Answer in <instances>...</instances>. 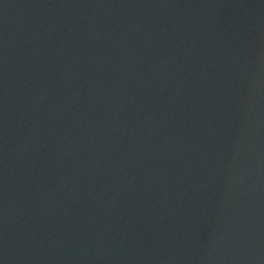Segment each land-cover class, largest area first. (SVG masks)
I'll list each match as a JSON object with an SVG mask.
<instances>
[{
    "label": "water",
    "instance_id": "95a60500",
    "mask_svg": "<svg viewBox=\"0 0 264 264\" xmlns=\"http://www.w3.org/2000/svg\"><path fill=\"white\" fill-rule=\"evenodd\" d=\"M0 264H264V0H0Z\"/></svg>",
    "mask_w": 264,
    "mask_h": 264
}]
</instances>
